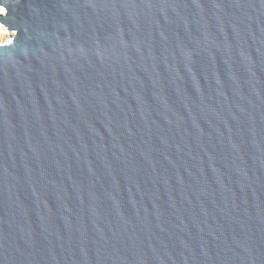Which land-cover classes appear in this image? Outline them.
<instances>
[{"label":"water","instance_id":"water-1","mask_svg":"<svg viewBox=\"0 0 264 264\" xmlns=\"http://www.w3.org/2000/svg\"><path fill=\"white\" fill-rule=\"evenodd\" d=\"M0 5V264H264V0Z\"/></svg>","mask_w":264,"mask_h":264},{"label":"rangeland","instance_id":"rangeland-1","mask_svg":"<svg viewBox=\"0 0 264 264\" xmlns=\"http://www.w3.org/2000/svg\"><path fill=\"white\" fill-rule=\"evenodd\" d=\"M2 12V11H1ZM0 12V13H1ZM1 30H2V36L0 37V42H4V41H6V39L12 34L11 32H8V31H5V30H3L2 28H1ZM4 36V37H3ZM3 37V38H2Z\"/></svg>","mask_w":264,"mask_h":264},{"label":"snow or ice","instance_id":"snow-or-ice-1","mask_svg":"<svg viewBox=\"0 0 264 264\" xmlns=\"http://www.w3.org/2000/svg\"><path fill=\"white\" fill-rule=\"evenodd\" d=\"M0 11H4L5 13L7 12L6 8H3V5H0Z\"/></svg>","mask_w":264,"mask_h":264},{"label":"bare ground","instance_id":"bare-ground-1","mask_svg":"<svg viewBox=\"0 0 264 264\" xmlns=\"http://www.w3.org/2000/svg\"><path fill=\"white\" fill-rule=\"evenodd\" d=\"M0 12H1V11H0ZM1 13H2V12H1ZM2 33H3V32H2V30H1V28H0V37L3 35ZM3 37H4V36H3ZM3 37H2V38H3Z\"/></svg>","mask_w":264,"mask_h":264}]
</instances>
